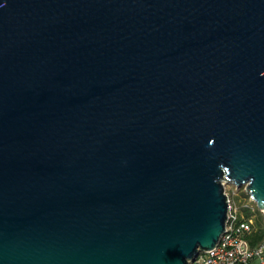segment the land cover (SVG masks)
Here are the masks:
<instances>
[{"label": "water", "instance_id": "95a60500", "mask_svg": "<svg viewBox=\"0 0 264 264\" xmlns=\"http://www.w3.org/2000/svg\"><path fill=\"white\" fill-rule=\"evenodd\" d=\"M222 181L264 212V0H0V264H191Z\"/></svg>", "mask_w": 264, "mask_h": 264}, {"label": "built area", "instance_id": "2783aa9c", "mask_svg": "<svg viewBox=\"0 0 264 264\" xmlns=\"http://www.w3.org/2000/svg\"><path fill=\"white\" fill-rule=\"evenodd\" d=\"M222 183L228 202L225 232L213 250L201 253L191 264H251L253 262L264 264V236L259 243L252 245L251 238L255 231L253 215L247 217L245 213L239 214V208L234 199L238 194V187L234 185L233 192L228 193L226 186L229 183L226 181ZM244 191L249 203L255 204L246 186H244ZM246 207L254 213V207L249 204Z\"/></svg>", "mask_w": 264, "mask_h": 264}, {"label": "rangeland", "instance_id": "374dc122", "mask_svg": "<svg viewBox=\"0 0 264 264\" xmlns=\"http://www.w3.org/2000/svg\"><path fill=\"white\" fill-rule=\"evenodd\" d=\"M233 189H234V185H232V184H228L227 186H226V190H227V192L228 193H231V192H233ZM245 191H244V187H242V188H240L239 190H238V194L236 195V197L234 198L235 199V202H236V204H237V206H238V208H239V214L241 215L242 213H245L246 211H249V209H247V207L246 206H248V204L251 206V207H254L255 208V211H254V215H253V217H252V219H253V221H254V223L256 222V219L258 218V217H260V215L258 214V212H257V210H258V208H257V205H256V203L254 204V203H249V200H248V197L245 195V193H244ZM246 198H247V200H246ZM259 211V210H258ZM260 212V211H259ZM261 213V217H263V219H264V212L262 213V212H260ZM251 264H255L254 262L253 263H251Z\"/></svg>", "mask_w": 264, "mask_h": 264}, {"label": "trees", "instance_id": "16d2710c", "mask_svg": "<svg viewBox=\"0 0 264 264\" xmlns=\"http://www.w3.org/2000/svg\"><path fill=\"white\" fill-rule=\"evenodd\" d=\"M257 212L260 215V217H258L255 222V231L251 238L252 245L259 243L264 236V219L263 217H261V213L258 210ZM245 215L249 217L251 215H254V213H251L250 211H246Z\"/></svg>", "mask_w": 264, "mask_h": 264}]
</instances>
